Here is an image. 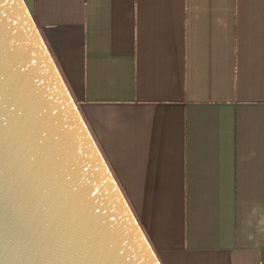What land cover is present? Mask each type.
I'll return each mask as SVG.
<instances>
[{
    "label": "crops",
    "instance_id": "1",
    "mask_svg": "<svg viewBox=\"0 0 264 264\" xmlns=\"http://www.w3.org/2000/svg\"><path fill=\"white\" fill-rule=\"evenodd\" d=\"M161 264H264V0H25Z\"/></svg>",
    "mask_w": 264,
    "mask_h": 264
},
{
    "label": "water",
    "instance_id": "2",
    "mask_svg": "<svg viewBox=\"0 0 264 264\" xmlns=\"http://www.w3.org/2000/svg\"><path fill=\"white\" fill-rule=\"evenodd\" d=\"M0 264H161L25 0H0Z\"/></svg>",
    "mask_w": 264,
    "mask_h": 264
}]
</instances>
